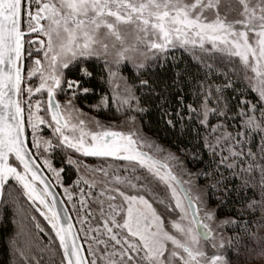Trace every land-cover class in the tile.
Returning <instances> with one entry per match:
<instances>
[{"label":"snow or ice","instance_id":"6c2138e0","mask_svg":"<svg viewBox=\"0 0 264 264\" xmlns=\"http://www.w3.org/2000/svg\"><path fill=\"white\" fill-rule=\"evenodd\" d=\"M10 207L12 264H234L244 237L264 262V0H0Z\"/></svg>","mask_w":264,"mask_h":264},{"label":"trees","instance_id":"16d2710c","mask_svg":"<svg viewBox=\"0 0 264 264\" xmlns=\"http://www.w3.org/2000/svg\"><path fill=\"white\" fill-rule=\"evenodd\" d=\"M178 57L183 61L184 65L191 66L193 64V61L191 58L182 52L179 51L177 53ZM131 74V68L124 69V75H130ZM69 76L72 78H76L75 72H69ZM250 95H255L254 93H250ZM94 97H89L87 103L91 104L94 102ZM191 99L190 97L188 98ZM171 103L175 105V100L172 99ZM235 103V101H233ZM157 101L155 99L146 101V106L149 108V111L144 115L143 124H144V130L149 134L153 135L154 138L159 140V142L165 146L171 147L173 151H177L178 148L184 147L187 144V141L184 140L183 137H181L179 140L178 132L173 131L172 129L168 128L161 120L160 117V111L157 108ZM80 107L83 108L84 111L89 112L90 114L97 115L95 112H93L90 108L84 107V103H80ZM98 118L102 120H114L115 117L111 115V113H100ZM183 141V142H181ZM191 167V165H190ZM196 167H200L197 165ZM67 182V181H66ZM235 183V181H233ZM205 183V181L201 180V184ZM251 191L248 192V195H251ZM213 205L215 204V201L212 200ZM20 204L23 208L24 214H32L31 210L29 209L28 204L24 201L23 198H21ZM15 209L11 208L8 212L4 213L3 216H0V264H12V261L10 259V254L6 249L8 238L14 234V224L12 223V215L14 214ZM37 216V219L39 222L46 226V222L43 220L42 217L39 216L38 213H34ZM234 213H231V210H228L223 215H229ZM258 215V214H257ZM249 217H246V219ZM39 237H43V240L46 241L47 237L44 236L43 233L38 234ZM235 230L233 227H229L225 230V236L226 237H233L235 236ZM256 244L253 241H250L247 237H244L241 240V246L239 249V255H236L234 250L229 248L227 249V255L228 257L234 261V264H264L261 259L256 258L253 254V249L256 248ZM258 250V249H257Z\"/></svg>","mask_w":264,"mask_h":264},{"label":"rangeland","instance_id":"374dc122","mask_svg":"<svg viewBox=\"0 0 264 264\" xmlns=\"http://www.w3.org/2000/svg\"><path fill=\"white\" fill-rule=\"evenodd\" d=\"M237 0H220V9L221 12H228L230 6L234 7L236 5ZM234 15V13L229 12V18ZM86 112V111H85ZM89 113V112H88ZM94 115V114H92ZM62 195V190L59 189ZM43 218V217H42Z\"/></svg>","mask_w":264,"mask_h":264},{"label":"water","instance_id":"95a60500","mask_svg":"<svg viewBox=\"0 0 264 264\" xmlns=\"http://www.w3.org/2000/svg\"><path fill=\"white\" fill-rule=\"evenodd\" d=\"M57 191H59L58 189H57ZM62 196V195H61Z\"/></svg>","mask_w":264,"mask_h":264},{"label":"flooded vegetation","instance_id":"af4514ba","mask_svg":"<svg viewBox=\"0 0 264 264\" xmlns=\"http://www.w3.org/2000/svg\"><path fill=\"white\" fill-rule=\"evenodd\" d=\"M59 190V189H58Z\"/></svg>","mask_w":264,"mask_h":264}]
</instances>
